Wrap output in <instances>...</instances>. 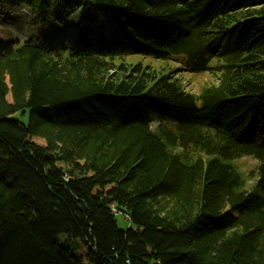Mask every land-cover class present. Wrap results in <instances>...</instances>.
I'll return each mask as SVG.
<instances>
[{"label":"trees","instance_id":"obj_1","mask_svg":"<svg viewBox=\"0 0 264 264\" xmlns=\"http://www.w3.org/2000/svg\"><path fill=\"white\" fill-rule=\"evenodd\" d=\"M0 6L46 30L0 40V264H264V0Z\"/></svg>","mask_w":264,"mask_h":264},{"label":"rangeland","instance_id":"obj_2","mask_svg":"<svg viewBox=\"0 0 264 264\" xmlns=\"http://www.w3.org/2000/svg\"><path fill=\"white\" fill-rule=\"evenodd\" d=\"M49 13L50 22L53 19H58L61 22L59 25L63 27L79 26L82 18L86 14V10L84 8L67 9L55 1L51 6ZM45 31L43 22L34 18L27 8H4L0 6V40L4 42L13 41L22 45L31 39L39 40ZM125 61L128 64L152 66L156 70L158 69L159 72H166V70L163 69L167 67L166 62L164 61L154 60L140 55L127 56ZM171 67L176 68L177 62H172ZM214 79V77L208 75L192 76L184 74L183 76V80L187 84L189 91L196 94L201 91L204 85L214 81ZM14 117L27 124L29 113H16ZM235 165L241 171L246 181V187L249 188L251 186V180L256 181V178H253L252 175L256 173L257 162L254 159L247 157L236 160ZM116 218L121 229H128L130 227V223L124 215L117 214Z\"/></svg>","mask_w":264,"mask_h":264}]
</instances>
